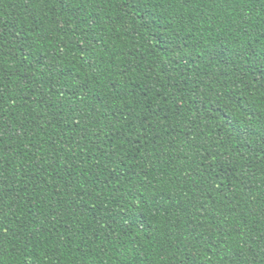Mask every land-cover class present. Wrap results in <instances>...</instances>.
<instances>
[{
    "label": "trees",
    "instance_id": "16d2710c",
    "mask_svg": "<svg viewBox=\"0 0 264 264\" xmlns=\"http://www.w3.org/2000/svg\"><path fill=\"white\" fill-rule=\"evenodd\" d=\"M0 264H264V0H0Z\"/></svg>",
    "mask_w": 264,
    "mask_h": 264
},
{
    "label": "snow or ice",
    "instance_id": "6c2138e0",
    "mask_svg": "<svg viewBox=\"0 0 264 264\" xmlns=\"http://www.w3.org/2000/svg\"><path fill=\"white\" fill-rule=\"evenodd\" d=\"M5 231H7V229H5Z\"/></svg>",
    "mask_w": 264,
    "mask_h": 264
}]
</instances>
